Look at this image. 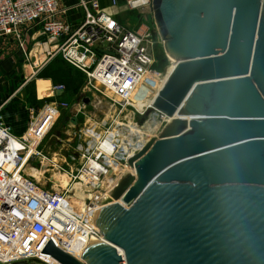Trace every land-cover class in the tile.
<instances>
[{
  "label": "water",
  "instance_id": "95a60500",
  "mask_svg": "<svg viewBox=\"0 0 264 264\" xmlns=\"http://www.w3.org/2000/svg\"><path fill=\"white\" fill-rule=\"evenodd\" d=\"M153 12L177 64L146 117L182 116L129 160L135 175L98 217L104 241L81 262L51 242L44 253L61 264H264V0H153Z\"/></svg>",
  "mask_w": 264,
  "mask_h": 264
},
{
  "label": "built area",
  "instance_id": "2783aa9c",
  "mask_svg": "<svg viewBox=\"0 0 264 264\" xmlns=\"http://www.w3.org/2000/svg\"><path fill=\"white\" fill-rule=\"evenodd\" d=\"M76 7L84 15L74 26L58 18L68 11L59 8V0H0L1 38H16L27 59H32L31 52L39 44L45 54L44 60L33 62L39 68L61 56L86 76L83 94L101 92L105 96L100 101L106 105L104 113H96L95 120L89 119L77 131L71 156L59 160L57 154L47 158L40 146L61 111L69 109L66 102L52 101L32 114L20 136L0 119V264H59L44 253L50 242L82 260L92 241H104L98 208L120 180L132 174L129 160L150 141L144 132L148 122L137 121L138 113L144 115L148 109L140 113L134 103L147 78L157 76L151 33L144 26L130 30L118 17L153 9V0H108L107 6L100 0H79ZM28 32L34 37L31 50ZM56 91L65 92V87H51L52 98ZM32 161L40 168L32 167ZM24 162L40 171L42 178L27 174ZM62 176L68 180L65 187Z\"/></svg>",
  "mask_w": 264,
  "mask_h": 264
},
{
  "label": "rangeland",
  "instance_id": "374dc122",
  "mask_svg": "<svg viewBox=\"0 0 264 264\" xmlns=\"http://www.w3.org/2000/svg\"><path fill=\"white\" fill-rule=\"evenodd\" d=\"M118 19L130 30H138L142 26L149 30L151 33L152 43L150 49L152 50L155 59L153 71L160 77V79L166 80L173 72L176 64H174V61L171 60L170 55L166 52V45L159 33L153 9L121 13ZM39 58L40 59L37 58L34 63H39V61L41 62L45 59V56L40 55ZM58 66H61V69L64 71L66 77L62 76L59 72L58 75L55 76L58 71ZM42 75L54 77L55 81L40 78ZM70 77L76 81V86H78L76 91L70 92L68 90L69 92L66 94L67 96L61 100L46 98V96H49V93L45 92H48L49 87L51 88L53 86L63 85L67 88L66 79ZM44 80H48L50 82ZM85 83V75L81 74L69 64H66L61 59V56H57L48 62L42 71L23 87V106L21 107L22 113L37 115L45 107V105L52 101H56L58 103L66 102L69 105L68 110L61 111L58 120L40 146V150L45 156H47V158H51L55 154H57L56 158H58V160L62 159V157L69 158L73 152L74 146L78 142V137L75 135L77 131L82 129L88 122H91V120H95V114L98 113V111L94 108V100L96 99L98 101V99L104 98L105 95L101 92H85L83 94ZM37 92L39 98L46 99L43 101L39 100L37 98ZM89 119L91 120L89 121ZM169 119L170 118L157 111H153L147 117L146 113L144 115H139L138 113L137 116V121H139L140 124L148 122V126L144 130L147 137H158L164 128L171 122ZM30 165L34 168H40V165L35 161H32ZM128 172L130 171L127 170L126 173ZM50 173L51 172L46 173L45 178H49ZM44 181L45 180H43V182ZM50 187L51 184L49 183L47 188Z\"/></svg>",
  "mask_w": 264,
  "mask_h": 264
},
{
  "label": "crops",
  "instance_id": "0c3cea01",
  "mask_svg": "<svg viewBox=\"0 0 264 264\" xmlns=\"http://www.w3.org/2000/svg\"><path fill=\"white\" fill-rule=\"evenodd\" d=\"M78 1L59 0V8H68V11L66 14H58V18L74 26L83 20V11L76 7ZM100 2L103 6L108 5V0H100ZM21 32L24 33L23 30ZM27 40L28 48L31 50L34 44L32 32L27 33ZM43 68L35 66L32 59L24 57L16 38L0 37V119L15 135H23L33 117L30 113L21 112L23 87Z\"/></svg>",
  "mask_w": 264,
  "mask_h": 264
},
{
  "label": "bare ground",
  "instance_id": "6f19581e",
  "mask_svg": "<svg viewBox=\"0 0 264 264\" xmlns=\"http://www.w3.org/2000/svg\"><path fill=\"white\" fill-rule=\"evenodd\" d=\"M34 52H36L35 56L33 55ZM40 55L45 56V54L43 53V48L39 44H37L35 46V48L32 50V52H31V58H32L33 62L35 60H37V58L38 59L42 58V57L39 58ZM34 57H36V58H34ZM170 57H171V60L174 61V64H177V61L172 56H170ZM168 78L166 80H162V79H160L159 76L155 77L154 75H151V76H149L147 78V80L144 82V84L140 87L139 94H138V96H136L137 98L135 99V103H134L135 108H137V110L140 113L145 112L147 109L149 110V109L153 108V103L155 102V99L157 98L159 92L162 90V88L166 84ZM99 87L100 86L98 85V88ZM50 90H51V88L49 87L48 92H45V93H49V96H46V98H50L51 97L52 92H50ZM104 92H105V94L107 96L115 98V96L113 95V93L110 90H104ZM46 98H39V100L43 101ZM100 100H102V99H98V101L94 102V104H95L94 106H95L96 111H98L100 113H104L106 105ZM132 116H133V113L132 112L129 113L128 119L131 120L133 118ZM181 116L182 115H180V114H176L173 118H170L169 120L172 122L174 119L180 118ZM153 138H156V137L148 136L147 140H152ZM23 169L25 170L26 173L35 174L38 178H41L40 171L32 169V167L28 166V164H26V162H24ZM131 172H132V174L133 173L135 174V172L133 170ZM60 183H61L62 187H65L68 184L67 178L65 176H62L61 179H60ZM111 204H112V202H108V201L103 203L97 210L99 212L97 217L100 216V213L105 212L106 210H108ZM106 213H107V211H106ZM106 213H104V214H106ZM97 241L98 240L92 241L91 244H93V243H95ZM73 257L76 258L75 256H73ZM81 261L82 260H79V262H81ZM59 264H61V263H59Z\"/></svg>",
  "mask_w": 264,
  "mask_h": 264
},
{
  "label": "trees",
  "instance_id": "16d2710c",
  "mask_svg": "<svg viewBox=\"0 0 264 264\" xmlns=\"http://www.w3.org/2000/svg\"><path fill=\"white\" fill-rule=\"evenodd\" d=\"M61 59L63 60V58L61 57ZM64 61V60H63ZM65 62V61H64ZM66 63V62H65ZM67 64V63H66ZM58 71H57V73L55 74V76H57L58 75V72L60 73V74H62V76H64V77H66L65 76V74H64V71L61 69V66H58ZM75 69V68H74ZM77 70V69H76ZM77 71H79V70H77ZM80 72V71H79ZM81 74H83L82 72H80ZM84 75V74H83ZM40 78H44V79H51V80H53V81H55V78L54 77H51V76H40ZM66 84H67V88L65 87V92L60 96V97H54V98H49V99H63V98H65L67 95V93L70 91V92H74V91H76L77 90V88H78V86H76V81L75 80H73L72 79V77H70V78H67L66 79ZM69 90V91H68Z\"/></svg>",
  "mask_w": 264,
  "mask_h": 264
}]
</instances>
